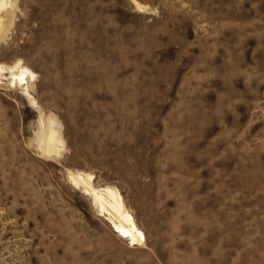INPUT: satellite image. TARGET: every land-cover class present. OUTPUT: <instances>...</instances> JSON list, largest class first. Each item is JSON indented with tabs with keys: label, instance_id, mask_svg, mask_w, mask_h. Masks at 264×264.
<instances>
[{
	"label": "rangeland",
	"instance_id": "rangeland-1",
	"mask_svg": "<svg viewBox=\"0 0 264 264\" xmlns=\"http://www.w3.org/2000/svg\"><path fill=\"white\" fill-rule=\"evenodd\" d=\"M9 2L0 64L38 108L0 78V264H264V0Z\"/></svg>",
	"mask_w": 264,
	"mask_h": 264
},
{
	"label": "bare ground",
	"instance_id": "bare-ground-1",
	"mask_svg": "<svg viewBox=\"0 0 264 264\" xmlns=\"http://www.w3.org/2000/svg\"><path fill=\"white\" fill-rule=\"evenodd\" d=\"M11 6L9 0H0V31L9 26L12 18L8 14L4 15V11ZM0 32V33H1ZM3 35L2 33L0 34ZM2 38V37H1ZM36 74L29 68L25 67L21 61L13 66L0 64V78L9 82L10 86L21 88L24 96L38 108L36 100L33 98L30 87L35 82ZM51 120V119H50ZM41 122L44 124L43 112H41ZM45 135L40 139L43 143L45 154L55 151V144L62 143L57 130L52 128V123L43 129ZM70 178L74 184L83 188L89 194L95 205L100 209L101 213L108 216L114 230L123 238L127 239L131 245H144L146 237L140 229L137 221L131 211L127 208L121 193L112 187L96 188L93 184V177L89 174L71 173Z\"/></svg>",
	"mask_w": 264,
	"mask_h": 264
}]
</instances>
